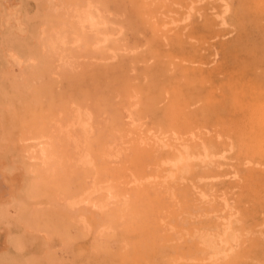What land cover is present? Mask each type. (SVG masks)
Returning a JSON list of instances; mask_svg holds the SVG:
<instances>
[{
    "label": "rangeland",
    "instance_id": "374dc122",
    "mask_svg": "<svg viewBox=\"0 0 264 264\" xmlns=\"http://www.w3.org/2000/svg\"><path fill=\"white\" fill-rule=\"evenodd\" d=\"M45 1L0 0V17L26 27L0 18V171L12 169L0 176V264H264V0H226L223 17L220 0H97L123 33L102 48L69 35L62 60L30 79L4 51L21 35L33 49L35 29L61 23L54 4L67 0ZM74 104L91 135L78 148L77 131L62 138L58 161L26 175L23 134L55 131ZM81 146L89 165L68 159ZM183 148L210 159L174 170ZM93 181L113 189L108 208H71ZM219 230L236 241L214 256Z\"/></svg>",
    "mask_w": 264,
    "mask_h": 264
},
{
    "label": "bare ground",
    "instance_id": "6f19581e",
    "mask_svg": "<svg viewBox=\"0 0 264 264\" xmlns=\"http://www.w3.org/2000/svg\"><path fill=\"white\" fill-rule=\"evenodd\" d=\"M44 1L45 0H43V3H44ZM75 1H77V2L79 1V3L75 2L74 4H72L73 1H72V3L70 1V3H71V5H70V3L67 4V2H68V0H67V2H66L67 5L65 4L64 6H62L63 5L62 4L60 6L59 5L60 3L58 2V5L60 6V7L58 6L59 9H57V3L54 4V5H56L55 12H57V14L62 13L64 18L61 19L62 15L61 16L59 15L61 17L60 18L61 23H58V26L53 25L52 27H47V25H46V26L40 27V29H39L40 33H38L37 36H35V33L37 34L38 30L37 29H35L36 31L34 30L35 33L31 38L32 39L34 38L33 40L35 41L34 42L35 47L33 49L36 48V50L31 51L29 53H26L27 50H29L28 48L31 47V45L26 44L27 42L25 43V41L22 40L23 39L22 35H21V39H19L20 36L17 35L19 38H16V39H19V41L18 42L16 41L15 43L13 41V43H11L13 47H7L4 51V59H5L6 65L9 66V68L22 70V71H19V73H24V74L29 75L30 79L33 78L34 76L40 77V75H38V74H40V72L49 73L50 64H48L47 62L51 58L53 60L55 59V61H57V62H60L62 60L63 54L60 51L64 47V45L66 44L65 39L67 38V36H69V35L75 36L76 41L73 42V45H76L78 43H85L86 47H88V48L90 46H92V48H102L104 46L110 47V45L112 44V41L114 39L118 38L123 33V31H124L123 25H121L119 22H117V20L119 19L118 18L119 16H115L116 14L109 11L105 7H102L103 5H101V3H103L104 1L101 3H98L97 0H95L97 2H94V0H82V2L80 0H75ZM60 2L64 3L62 0ZM220 2L221 3H219V4L223 3V6L220 7V8H222V11H221L222 13H220L221 15L219 14L220 16H218V17H223V16H225L227 10L229 12L230 9H228V4H227L226 0H220ZM4 3H6V2H4ZM4 3H3V5H4ZM138 3H140V2H138ZM136 4L137 3L133 2V4H131V6L134 5L133 7H135ZM8 5L9 4L4 5V6L7 7ZM46 5L48 6L50 4L46 3ZM41 6H42L41 8H43V6H44L46 10L48 8L44 4L43 5L41 4ZM51 6H49L48 9H50ZM219 6H221V5H219ZM29 7L31 8V6H29ZM140 7H141V5H140ZM14 8H16V7H14ZM113 8L111 7V9H113ZM135 8L137 10L138 7H135ZM39 9H40V6H39ZM39 9H37V10H39ZM114 9H116V8H114ZM8 10L6 11V9H5V11L2 12L1 17H0L1 21L5 22V21H9L10 19H13L14 17H18L17 15H15V12H12L11 10L8 12ZM46 10H44V11H46ZM51 10L54 11L53 9H50L49 11L48 10L47 11L50 13ZM14 11H15V9H14ZM42 11H43V9H42ZM125 11H126V9H125ZM49 13H48V16H49ZM53 13H51V14H53ZM116 13H118V11ZM119 14H121V13H119ZM40 16H41L40 18L42 19V15H40ZM124 16L122 15L121 19H123ZM43 17L46 18L47 16H43ZM51 18H53V20H54V18L56 19L57 17L51 16ZM51 18L49 17V19H51ZM17 19H21V18L19 17V18H15L13 20H17ZM24 19H25V17H23V19L18 21L19 23L16 24V26L14 28L15 31L12 30L13 32H16L17 34L18 33L23 34V32L25 33L26 27L24 26V21H23ZM46 19H48V17ZM37 20H38V18H37ZM58 20H59V18H58ZM222 20H224V19H221V21ZM54 21L56 22V20H54ZM4 22H2V23H4ZM51 22H52V20H51ZM9 23H8V25H9ZM29 23H30V21H29ZM224 24H225V22H224ZM254 25H256V24H254ZM258 26L259 25H256V27H258ZM3 28L6 30L9 29V27L6 24H4ZM33 29H34V25H33ZM8 31L10 33H12L11 30H8ZM10 33H8L7 35H9ZM10 35H12V34H10ZM9 37H6V38H9ZM29 37H30V35H29ZM26 45H28L29 47ZM25 46L27 47V49ZM30 49H32V47ZM21 55H24V56H21ZM23 64H26V69L23 68ZM15 66H18V67H15ZM51 69L53 71L54 68H51ZM61 69L62 68H60V72H62ZM92 70H94V69H92ZM54 71L56 72V70H54ZM54 71H53V73H54ZM47 73H42V77L43 78L46 77ZM57 75H58V72H57ZM57 75L53 74V78H55L54 76H57ZM42 77H41L40 82H42V84H43V81H45V80L42 79ZM47 78H49V77L47 76ZM51 80H53V79H51ZM47 81L49 82L48 79H47ZM51 82H52V84L53 83L55 84V82H53V81H51ZM50 84L48 86H50ZM44 87H46V86H44ZM52 87H54V85ZM48 92H50V91H48ZM47 94H49V93H47ZM55 94H56V92H55ZM134 99H135V97H134ZM74 105L75 106H72L71 109L68 111V113L71 115L70 118L67 117V115H66V117L69 119H67L65 117L67 120L64 119V120H66L65 122L58 124L55 131H49L46 129L45 130L34 129V130H28L23 134L22 137H24V138L20 139V142L22 143V145L26 146L25 147V156L27 159V163H26L27 165L25 167L26 175L32 176L34 173H36L33 175V176H35V175L43 172V170H45V168L50 167L53 164V162L58 161L59 156H58V151H57V145H58L59 141L62 140V138L72 139L73 134L77 131L78 133L76 134L75 139H72V140L74 141V143H73L74 147L73 148H78V146H76V144H78L79 139H80V141L83 142V140L86 139L88 135H91L93 128L91 125V117L88 114L89 111L86 108H84L83 106L76 105V104H74ZM113 111H115V110H113ZM125 119L128 120L129 122H132L131 121V120H133L132 119V113H130L128 111ZM120 124H118V126ZM124 130H125V128H124ZM124 133H126V132H124ZM73 148L71 151V155L69 153L70 156L68 157V159L72 158L74 160L72 162L73 164L76 162H79L82 165H89L91 163V161H90V159H91L90 151L91 150H89L87 147L81 146L80 147L81 149H79V151L74 152ZM199 155L200 154H198V152L190 151L189 148L179 149L175 154H173V156H171L167 160L166 164L168 166H170L172 169L176 170V169L181 168V167H186L190 161H194L196 159L201 160V161L210 159L209 156L202 155V157H199ZM5 174L11 175L12 169H9L8 172L6 170L4 171V169H2V171H0V176L1 175L3 176ZM113 199H115V194L113 193V189L110 186L105 185L102 182H97V181L94 182L93 181L90 185L84 187L81 190L80 195L77 196V198H75L73 200V202L71 203V208H75V207L79 206V208H88L89 210H92V211L95 210L97 212H102L108 208L109 202ZM81 213L86 214V213H88V211H84ZM80 219L83 220L82 217H80ZM235 241H236V237L234 235L231 236L227 233V231L219 230V234L218 233L212 234L208 237L207 245H208V249H211L215 252L214 256H217V255H219L218 249L220 248L221 245L226 246V245H229L231 243H234Z\"/></svg>",
    "mask_w": 264,
    "mask_h": 264
}]
</instances>
